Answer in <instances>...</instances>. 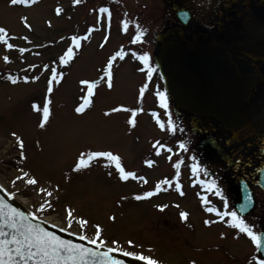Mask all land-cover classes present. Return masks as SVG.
I'll use <instances>...</instances> for the list:
<instances>
[{"label": "rangeland", "instance_id": "rangeland-1", "mask_svg": "<svg viewBox=\"0 0 264 264\" xmlns=\"http://www.w3.org/2000/svg\"><path fill=\"white\" fill-rule=\"evenodd\" d=\"M208 3L0 0V28L5 30L0 33V183L25 198L36 216H46L74 233L159 264H259L253 257L255 242L230 226L231 217L224 215L233 208L216 200H228L222 193V168L216 167L211 179L206 170L212 166L197 160L198 183L206 179L218 183L215 189L220 193L209 199L214 201L208 202L211 205L201 202L200 196L194 200L195 192L183 187L180 204L172 206L169 201L176 196L154 189V183L165 176L171 182L166 190L174 189V178L185 184L195 164L181 163L182 178L176 177L179 158L174 151L165 148L152 154L158 137L168 136L162 126L175 120L176 113H165L164 123L157 128L151 119L158 113L143 108L158 104L145 91L151 83L148 71L156 70L157 64L150 58L153 64L142 61L143 42L154 46L162 41L159 37L176 25L175 12L181 8L193 13L189 28L208 26L204 14ZM212 19L216 22V17ZM114 52L119 55L111 73L102 77ZM61 56L66 63L60 62ZM97 79L95 84L81 83ZM80 105L83 111L77 113L75 108ZM94 152H111L119 157L125 173L135 175L121 179L117 161L110 157L85 155L86 166L76 169L81 154ZM149 191L153 193L150 197L136 198ZM160 203H166L164 208L158 207ZM181 212L187 213L186 219L180 218ZM251 215L244 220L245 226L257 234ZM205 220L213 223L205 224Z\"/></svg>", "mask_w": 264, "mask_h": 264}, {"label": "flooded vegetation", "instance_id": "flooded-vegetation-1", "mask_svg": "<svg viewBox=\"0 0 264 264\" xmlns=\"http://www.w3.org/2000/svg\"><path fill=\"white\" fill-rule=\"evenodd\" d=\"M208 1L209 7L207 6L208 8L206 7L204 12L205 16L207 15L206 18H209V24L205 26L206 28L201 26L189 28V23L182 25L176 17L178 21L173 26L179 29L176 33L166 36L164 31L162 37H159V39L162 38V41L154 43V46H151L149 41L143 42L145 46L143 49L146 48L143 53H148L150 56H148V59H152L157 64L156 70L148 71L149 82L151 83L148 84L145 91L158 104L150 105L151 107L147 108L142 107L146 110L149 109L150 112L147 111L151 114L158 113L155 119H151L154 124L159 125L157 128L164 123L165 113L168 116L171 112L176 113L175 120H170L167 125L162 126V130L164 129V133L168 135V141L165 142L167 137L164 135L160 136L155 148L153 144L148 151L150 153V149L153 148L154 152L152 154H160V151L165 150V148L170 152L174 151L176 153L175 157L179 158L178 170L176 168L174 171L176 177H181V171L183 170V164L180 165L181 163L195 164V169H192V166L189 168L191 178L184 182L186 185L174 178L172 183L174 189L166 190L167 186L168 188L171 186V182L166 176L159 180L161 185V189L158 190L159 194L160 192L170 191L165 195L177 197L169 201L172 206L180 204L178 199L181 198L183 187L189 188L192 193L195 192L191 194L196 201L198 196H205L202 202L206 204H209L208 202L213 204L214 201L212 202L209 199H214L216 193H220L215 189L218 186V183L215 184L216 180L206 179L198 183L195 174L197 173V160L199 159H201L203 165L208 166L209 164L212 166L211 170H206L207 176L211 179L213 178V171L217 168H222L225 172V178L222 177V181H225V188L223 187L225 190L222 193L227 194L228 202L222 201L218 197L216 200L220 203H227L233 209L234 205L240 200L238 179L241 178V182L244 181L251 192L253 205L248 213L244 215L237 214V216L244 221L247 216L252 214L251 220L256 225L257 236H259L264 228V187L262 185L264 182L260 177L261 169L264 166V0ZM186 9L191 14V20L193 13L189 8ZM214 17H216L217 23L212 19ZM180 36L189 41L196 40L202 46H210L212 49L229 53L241 76L248 80L249 105L245 109V119L239 127L227 129L214 117L193 114L181 108L174 101L170 90L166 86V79L159 73L158 52L164 44ZM169 37L172 38L166 40ZM150 49H152V53ZM142 61L144 62V60ZM153 62H148V64H153ZM158 92L165 94L164 101H161L160 96L157 95ZM161 113L164 114L161 115ZM182 114L185 116L183 117ZM199 130H201V134H199ZM192 134L196 136H192ZM190 136L192 138L188 140ZM162 139L164 140L162 141ZM206 139H211V142L201 144ZM214 142H217L226 154V159L220 156L213 145ZM149 153L145 152L144 155L147 156ZM164 170L166 171V169ZM157 182L158 180L154 183L155 186ZM177 183L181 185L180 188L175 186ZM198 189H202V192L197 195ZM165 205L166 203H160L158 206L164 208ZM244 225H246L245 222ZM253 257L258 263L260 260H264L256 243Z\"/></svg>", "mask_w": 264, "mask_h": 264}, {"label": "water", "instance_id": "water-1", "mask_svg": "<svg viewBox=\"0 0 264 264\" xmlns=\"http://www.w3.org/2000/svg\"><path fill=\"white\" fill-rule=\"evenodd\" d=\"M176 14L183 23L190 18L186 10L177 11ZM178 30L176 27L170 28L165 34L168 36ZM158 63L161 75L167 79V88L172 92L176 103L183 109L198 115L213 116L227 129L239 127L244 121V112L249 105L248 80L241 76L227 52L201 46L196 41H187L180 36L160 48ZM210 142L211 139H206L201 144ZM213 145L220 156L226 159L227 156L218 143L214 142ZM261 173V180L264 182L262 179L264 167ZM238 181L241 186V178ZM262 185L264 187V183ZM242 194L245 196L242 203L240 202L235 207L240 214L246 213L252 205L251 195L246 185L242 188ZM0 202H3L5 213L10 212L8 205L25 213L31 212L17 197L8 194L1 187ZM29 220L42 225L62 239L73 241L90 249H99L100 255L89 256L87 264H100L101 261L111 259L119 260L120 264H148V260L141 259L139 256L128 255L104 244L92 243V240L86 237L67 232L41 218L32 216ZM3 231L5 235L0 239L6 240L10 237L12 230L4 225ZM260 239L264 240V230ZM106 250H110L108 256L104 255ZM260 251L264 256V246H260Z\"/></svg>", "mask_w": 264, "mask_h": 264}, {"label": "snow or ice", "instance_id": "snow-or-ice-1", "mask_svg": "<svg viewBox=\"0 0 264 264\" xmlns=\"http://www.w3.org/2000/svg\"><path fill=\"white\" fill-rule=\"evenodd\" d=\"M12 2L16 3L17 0H12ZM19 2L28 3L29 0H19ZM57 11L59 12L60 10L57 9ZM99 11L104 12L106 11V9L101 8ZM4 31L5 30L3 28H0V33H3ZM72 39L73 41H75L77 38L73 37ZM77 47H79V45H77ZM69 52H71V48H69ZM5 59H7V57ZM141 59L144 60V62L147 64L148 53H144ZM60 62H67L64 56L60 57ZM109 65H111V60L109 61ZM45 67H47V65H45ZM149 71L151 72V69ZM24 79L27 80L28 77H24ZM49 83L51 84V81ZM81 83L89 84L94 82L81 81ZM48 91H51V87H49ZM89 91H91V88H89ZM157 95L160 96L161 101L165 100V94L163 92H158ZM120 107L122 108L123 106ZM43 111L44 118L46 119L48 116L47 104H45ZM75 111L77 113L82 112L83 105L77 106L75 108ZM132 111L135 112L136 110L133 109ZM13 135H15V133H13ZM85 155L89 157H110L113 160H116V167L120 171L121 179L126 180L129 177H133L135 175L131 171L125 173V171L123 170V168H121L118 162L119 157L114 156L111 152H94L88 154H81L80 162L75 165L76 169H80L82 166H86L83 164ZM146 163H150V161H146ZM30 182L34 184L36 181L35 179H33ZM175 186L177 188L181 187L179 183H177ZM160 188L161 185L157 183L156 189L159 190ZM152 194L153 193L149 191L143 193V196H137L136 198H147L150 197ZM217 194L219 195V193ZM43 207L44 206L41 205V209H43ZM8 208L10 209V212L5 213L3 211V202H0V237L5 235L3 231L4 225H7L12 230L11 235L8 239H0V264H87V259L89 256L96 257L100 255L99 249H90L81 244L74 243L73 241L62 239L55 233L45 229L42 225L31 222L29 220V217H32L33 213H25L23 211H20L19 209L12 208L11 205H8ZM207 211L211 212L217 210L209 208L207 209ZM217 215H220L218 211ZM224 215L230 216L232 218L228 221L230 226L239 228L241 232L246 233L256 243L258 247L264 246V240L258 238L257 234L254 231L250 230L249 227L245 226L244 221L238 218L236 212L225 213ZM180 218L182 220L186 219L187 213L181 212ZM233 221H238V223L234 224ZM69 223H71V221H69ZM204 223L211 224L213 223V221L205 220ZM96 235L97 237L100 235L99 226H97ZM221 235L224 234L221 233ZM91 242L97 243L96 240H93ZM99 243L103 244V241H99ZM109 251L110 250H106L104 255L108 256ZM127 254L133 255V253ZM140 258L147 259L143 256H141ZM100 264H120V261L111 259L108 261H101ZM148 264H156V261L149 259ZM259 264H264V260H260Z\"/></svg>", "mask_w": 264, "mask_h": 264}, {"label": "bare ground", "instance_id": "bare-ground-1", "mask_svg": "<svg viewBox=\"0 0 264 264\" xmlns=\"http://www.w3.org/2000/svg\"><path fill=\"white\" fill-rule=\"evenodd\" d=\"M25 204H27V202L25 201V198H23V197H21V196H18ZM19 199V200H20ZM43 219H45V220H47V221H51L48 217H46V216H44V218Z\"/></svg>", "mask_w": 264, "mask_h": 264}]
</instances>
